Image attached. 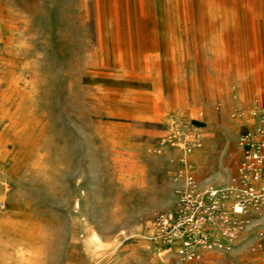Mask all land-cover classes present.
I'll use <instances>...</instances> for the list:
<instances>
[{
	"label": "rangeland",
	"instance_id": "374dc122",
	"mask_svg": "<svg viewBox=\"0 0 264 264\" xmlns=\"http://www.w3.org/2000/svg\"><path fill=\"white\" fill-rule=\"evenodd\" d=\"M263 54L264 0H0V264H264V204L192 260L155 223L236 191Z\"/></svg>",
	"mask_w": 264,
	"mask_h": 264
},
{
	"label": "built area",
	"instance_id": "2783aa9c",
	"mask_svg": "<svg viewBox=\"0 0 264 264\" xmlns=\"http://www.w3.org/2000/svg\"><path fill=\"white\" fill-rule=\"evenodd\" d=\"M251 114L254 116V113ZM239 149L235 162L238 175L235 192L230 185L197 187L192 175L187 174L177 208L155 216V223L165 239L177 241V253L182 259L198 258L202 249L211 248L212 243L221 246L220 243L212 242L210 237V230L219 221L222 223V235L229 238L237 235L241 227L231 224L230 217L224 210L225 202H230L229 213L236 219L264 204V113L258 115L253 130L240 136ZM233 204H237L239 210Z\"/></svg>",
	"mask_w": 264,
	"mask_h": 264
},
{
	"label": "bare ground",
	"instance_id": "6f19581e",
	"mask_svg": "<svg viewBox=\"0 0 264 264\" xmlns=\"http://www.w3.org/2000/svg\"><path fill=\"white\" fill-rule=\"evenodd\" d=\"M148 1V0H147ZM152 1V0H151ZM232 1V0H231ZM109 2V1H108ZM187 2V1H186ZM153 3V5H154V2H152ZM150 5V4H149ZM148 5V6H149ZM152 7V5H150V8ZM108 9H110V8H108ZM116 9H117V7H116ZM151 9H153V8H151ZM154 10V9H153ZM153 10L151 11V12H153ZM150 10H149V8L147 7V6H145L144 8H143V12H142V14H143V16H145V17H147V16H149L150 15ZM155 12V11H154ZM152 14V13H151ZM246 14V13H245ZM117 16V15H116ZM154 16V15H153ZM180 19V18H179ZM107 20H109V19H107ZM174 20V19H173ZM118 22V21H117ZM118 26V25H117ZM174 34V33H173ZM175 37V36H174ZM117 44V43H116ZM177 49V48H176ZM264 55V54H263ZM111 57V56H110ZM156 57V56H155ZM262 57V56H261ZM157 58H159V59H164V53L160 50V51H158L157 52ZM147 59V58H146ZM148 60V59H147ZM146 60V61H147ZM157 61V60H156ZM148 62V61H147ZM148 69V68H147ZM165 69V68H164ZM171 74V73H170ZM170 74H169V76H170ZM132 75V74H131ZM169 78H171V77H169ZM94 79V78H93ZM97 80V79H96ZM102 80V79H101ZM108 80V79H107ZM157 80V79H156ZM110 81H113V80H111L110 79ZM170 82H171V79H170ZM129 83V82H128ZM137 83V82H136ZM142 84V83H141ZM158 84V83H157ZM119 85V84H118ZM149 85V84H148ZM159 86V85H158ZM143 87V86H142ZM158 88V87H157ZM161 90V89H160ZM197 146V145H196ZM191 150H190V148L189 147H186L185 148V150L183 151V160H186V154L187 153H189ZM226 186H228V185H226ZM223 187H225V186H223ZM235 205V208H236V210H239V208H238V205L237 204H233V206Z\"/></svg>",
	"mask_w": 264,
	"mask_h": 264
},
{
	"label": "crops",
	"instance_id": "0c3cea01",
	"mask_svg": "<svg viewBox=\"0 0 264 264\" xmlns=\"http://www.w3.org/2000/svg\"><path fill=\"white\" fill-rule=\"evenodd\" d=\"M241 7L244 8L245 10H247L249 13H252L251 15H253V11H251V9L248 7V5H246L244 2H242ZM263 66H264V64H263ZM235 162H234V165H235ZM227 175H228V172L227 171H225L223 173L221 172L220 173V176H219V180H220L219 183L224 182V181H227V179H228L227 178Z\"/></svg>",
	"mask_w": 264,
	"mask_h": 264
}]
</instances>
